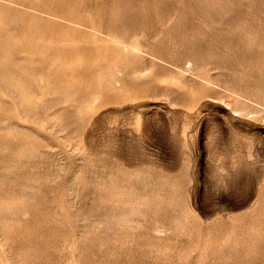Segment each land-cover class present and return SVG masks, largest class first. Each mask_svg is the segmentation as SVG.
Segmentation results:
<instances>
[{
    "label": "rangeland",
    "instance_id": "rangeland-1",
    "mask_svg": "<svg viewBox=\"0 0 264 264\" xmlns=\"http://www.w3.org/2000/svg\"><path fill=\"white\" fill-rule=\"evenodd\" d=\"M0 264H264V0H0Z\"/></svg>",
    "mask_w": 264,
    "mask_h": 264
}]
</instances>
